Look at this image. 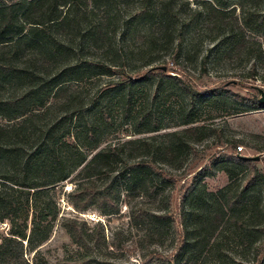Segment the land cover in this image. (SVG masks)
<instances>
[{"label": "rangeland", "instance_id": "rangeland-1", "mask_svg": "<svg viewBox=\"0 0 264 264\" xmlns=\"http://www.w3.org/2000/svg\"><path fill=\"white\" fill-rule=\"evenodd\" d=\"M80 2L86 13L82 28H91L95 35L98 31L106 32L102 37L105 41L90 38L82 43L76 37L77 30H68L74 52L64 62L78 55L97 56L105 63L117 61L121 65L106 75L66 81L43 108L11 120L30 121L36 139L50 135L59 142L75 137L85 145L87 160L69 179L44 186L35 195L34 212L40 221L35 234L32 235V213L27 221L19 218L15 224L8 219L0 221V264H173L175 247L183 234L181 203L201 169L212 166L198 177L209 192H217L229 184L227 171L243 182L249 174L248 167L221 157L237 154L238 146L242 145V155L258 156L254 163L264 172V105L253 107L236 97L259 98V89L264 90V32L255 30V22L251 21V28L244 24L247 15L264 9V0L165 1L177 13L172 25L176 35L180 34L175 43L178 48L175 61L171 47L154 53L138 51L152 22L129 20L143 0ZM153 57L158 60L147 66ZM152 66H165L164 77L146 76ZM174 76L190 82L200 92L206 91L205 95L191 101L189 92ZM128 80L129 88L116 86ZM22 89L23 86L5 85L1 95L10 97ZM103 107L110 110L109 121L97 120ZM34 108L37 107L30 109ZM194 116L198 120L187 123ZM87 118L100 126L93 138L86 134ZM156 124L160 129L154 131ZM173 132L178 136H171ZM173 139L176 145L172 151ZM111 145L123 146L128 163L155 157L161 173L155 177L158 194L150 195L145 183L139 184L145 190L135 195L127 194L121 182L107 187L110 175L122 165L104 160L92 170L96 171L92 179L98 190L112 191L118 210L105 214L104 206L95 201L86 210L76 207L71 193L78 185L90 181L84 177L85 165L99 150ZM3 181L5 200L18 203L19 188L12 181ZM253 189L255 200L263 199L264 188ZM168 197L170 206L165 212L174 220V230L168 236L154 230L152 238L147 228L136 222L133 213L140 207L166 208ZM211 210L216 217V224L211 226L214 247L190 264H255L250 241L234 230L222 235L219 208L214 206ZM54 212H58L55 221ZM89 214L96 215L97 221H90ZM76 222L82 227L81 241L71 232L70 226ZM12 228L26 231L27 237L13 235ZM221 248L225 250L223 256ZM236 257H242V262Z\"/></svg>", "mask_w": 264, "mask_h": 264}, {"label": "trees", "instance_id": "trees-1", "mask_svg": "<svg viewBox=\"0 0 264 264\" xmlns=\"http://www.w3.org/2000/svg\"><path fill=\"white\" fill-rule=\"evenodd\" d=\"M80 1L3 0L0 2V221L8 219L15 224V219L27 221L32 213V235L40 226L39 217L34 212L35 195L44 186L56 185L69 179L71 174L86 162V149H84L85 145L71 134H67L72 136L70 139L59 142L50 135L36 139L30 121L11 120L18 119L32 110L43 108L64 82L106 75L121 65L117 61L105 63L97 56L84 58L77 55L72 61L64 62L74 52L68 30H77L79 35L76 37H80L82 43L90 38L105 41L102 37L106 32L98 31L95 35L91 28H82L86 13ZM165 1L167 0H143L142 5L134 11L129 21L142 19L152 22L139 47V52L154 53L171 47L175 61L178 54L175 43L180 34L176 35L172 25L177 13L173 5ZM251 21L257 26L255 30L264 32V9L253 16L247 15L244 24L251 28ZM109 48L111 49V45ZM132 52H135L133 48ZM157 60V57L151 58L147 66L153 65ZM154 75L164 77L163 70L152 66L147 70L146 76ZM256 75L252 76L256 77ZM174 77L189 92L191 101L205 95L206 91L200 92L190 82ZM130 84L131 81L128 80L118 82L116 86L122 89L129 88ZM5 85H13L17 88L23 86V89L21 93L4 97L1 95V88ZM208 92L214 93L215 90ZM236 97L253 107L263 106L259 103V98L247 99L239 95ZM32 106L37 108L30 109ZM142 115L139 114L140 118ZM2 118L10 121L2 123ZM97 118V120L109 121L110 110L103 107ZM155 118L157 117H154V121ZM197 120V116H194L186 121L190 123ZM85 121L86 134L95 137L100 129L99 124L88 118ZM159 129L160 125L156 124L152 130ZM171 136L177 137L178 133L173 132ZM175 145L176 141L173 139L172 151ZM221 157L248 167L249 174L243 182H238L232 171H227L230 176L229 184L217 192H209L207 185L198 177L212 166L207 165L201 169L181 203L180 218L183 234L179 239V245L175 247L173 264H183V262L190 264L194 259L212 250L215 242L211 226L216 217H213L211 208L214 206L219 208L218 212L222 215V235L227 230H234L241 237L248 239L250 246H253L254 263L264 264V197L255 200V189H253L260 186L262 191L264 188V172L255 165L254 159H245L241 154ZM126 158L123 146L119 145H111L93 155L84 167L87 173L84 177L89 178L90 181L78 185L71 193V200L76 204L75 206L86 210L90 202L95 201L104 206L105 214H112L118 210L111 195L112 191L107 190V192L105 190L107 188L98 190L96 181L92 179L96 175V171L92 170L104 160L122 165V168L110 175L108 178L110 184L107 187L114 182H121L124 191L129 195H135L139 190L145 189L150 195H157L155 177L161 176V173L155 157L133 163L126 162ZM3 180L12 181L19 188L21 200L18 203L5 200ZM142 183H145V189L139 187ZM169 197L166 208L151 210L140 207L133 213L136 222L146 227L152 238L155 237V231L168 236L170 230H174V220L165 212L170 206ZM48 216L46 219L49 218ZM57 217L58 212H54L52 220H57ZM70 227L75 239L81 241L82 227L77 222ZM11 233L23 238L27 237L26 231L21 232L14 228ZM28 241H31V236ZM173 241V244H176V237ZM221 254V256L225 254L223 248ZM237 260L242 262L243 258L239 257Z\"/></svg>", "mask_w": 264, "mask_h": 264}, {"label": "water", "instance_id": "water-1", "mask_svg": "<svg viewBox=\"0 0 264 264\" xmlns=\"http://www.w3.org/2000/svg\"><path fill=\"white\" fill-rule=\"evenodd\" d=\"M156 69L158 70H166V67L165 66H158V67H155ZM260 91V97H259V103L264 105V90L263 89H259ZM241 157L245 158V159H259L258 156L256 157H253V156H248V155H241Z\"/></svg>", "mask_w": 264, "mask_h": 264}, {"label": "built area", "instance_id": "built-area-1", "mask_svg": "<svg viewBox=\"0 0 264 264\" xmlns=\"http://www.w3.org/2000/svg\"><path fill=\"white\" fill-rule=\"evenodd\" d=\"M243 148H244V146H242V145H239L238 146V149H239V152H237V154H244V153H242V151H243ZM87 217H88V219L90 220V221H97V217H96V215H91V214H89V215H87Z\"/></svg>", "mask_w": 264, "mask_h": 264}]
</instances>
